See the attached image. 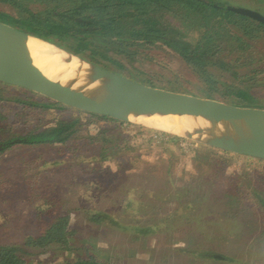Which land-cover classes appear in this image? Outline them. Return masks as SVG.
Listing matches in <instances>:
<instances>
[{
    "label": "rangeland",
    "instance_id": "obj_1",
    "mask_svg": "<svg viewBox=\"0 0 264 264\" xmlns=\"http://www.w3.org/2000/svg\"><path fill=\"white\" fill-rule=\"evenodd\" d=\"M214 1L264 16V0ZM8 8L0 3V11ZM258 38L250 49L253 59L264 55V37ZM45 40L64 48L55 39ZM87 40L109 63L122 67L118 70L110 64L109 70L144 84L204 98L211 97V82L221 90L245 84L234 78V69L228 66H216V61L204 73L160 44L134 45L96 36ZM228 58L237 67V77L255 69L256 62L247 69L245 59L234 64V57ZM246 84L263 87L264 81ZM221 94L211 99L225 102L219 100ZM0 97V124L9 125L0 131L4 135L43 129L57 118L69 116L36 108L49 102L14 88L0 87ZM13 98L27 99L30 108L11 101ZM107 117L126 125L125 130L112 128L106 134L107 140L117 139L108 145V154L98 142L89 144L98 130L91 127L89 137L83 132L63 145L18 147L0 157V243L27 251L20 254L24 264L75 261L79 252L64 251L59 245L39 251L25 247L28 238L37 237L42 228L36 221L34 198L49 192L64 201L70 230L83 238L94 236L100 263L233 264L201 256L214 252L234 264H259L261 260L255 256L259 254L252 248L264 245V161L179 138L170 141L175 137ZM104 153L110 156L106 162L101 159ZM45 163L49 166L42 168ZM88 211L105 214L109 222V217H115L116 224L96 227L85 216ZM122 228L131 232H120ZM246 248L256 254L250 256Z\"/></svg>",
    "mask_w": 264,
    "mask_h": 264
},
{
    "label": "trees",
    "instance_id": "obj_2",
    "mask_svg": "<svg viewBox=\"0 0 264 264\" xmlns=\"http://www.w3.org/2000/svg\"><path fill=\"white\" fill-rule=\"evenodd\" d=\"M0 3L9 7L8 11H0V22L43 39H55L67 51L106 69L110 64L118 70L122 67L116 62L109 63L110 59L94 48L87 37L127 40L134 45L160 44L174 51L192 68L204 73L217 61L219 65L215 63L216 66L234 69V78L245 81V84L238 83L233 89L221 90L211 82L214 88L208 91L210 98L221 92L219 100L225 99L227 104L264 107V85L255 87L246 84L264 81V55L253 59L250 52L258 42V37H264V25L238 13V7L214 0H0ZM261 30V36H256ZM231 56L235 59L234 64L245 59L247 69L256 62L255 69L251 68L248 73L237 77V67L229 62L232 58L229 60L228 57ZM0 87L12 89L3 84ZM11 101L29 106L27 99L13 98ZM36 108H47L69 116L57 118L48 127L32 132H11L6 135L0 132V157L18 147L63 145L75 141L83 132L89 137L91 127H97L98 130L96 135H91L89 144L98 142L107 153L108 145L117 139L112 137L107 140L106 134L112 128L125 130L126 126L104 115L68 109L51 102L37 104ZM7 125L5 121L1 122L0 131H6L9 128ZM101 159L106 162L110 156L104 153ZM47 166L49 164L45 163L42 168ZM34 200L36 221L41 223L42 228L37 237L28 238L25 247L39 251L59 245L64 251L79 252L74 262L65 261L61 264H106L99 262L94 236L83 238L78 231L69 229V212L63 208L64 201L52 197L49 192L38 195ZM85 214L96 227L111 228L112 223L116 224L115 217L107 215L111 218L109 222L105 214L98 211ZM120 232L131 231L122 228ZM22 253L28 252L0 243V264H24L20 256ZM201 256L217 262H228L229 259L214 252Z\"/></svg>",
    "mask_w": 264,
    "mask_h": 264
},
{
    "label": "water",
    "instance_id": "obj_3",
    "mask_svg": "<svg viewBox=\"0 0 264 264\" xmlns=\"http://www.w3.org/2000/svg\"><path fill=\"white\" fill-rule=\"evenodd\" d=\"M236 11L264 25V16L246 8ZM26 40L45 47L47 57L58 53L63 65H74L50 81L13 60L0 61V84L84 112L76 101L91 95L112 114L127 113L129 123L228 154L264 161V130L249 114L264 108L227 104L211 98L144 84L98 66L66 49L3 22ZM119 110V111H118ZM107 116H112L104 113ZM116 118V117H115ZM263 118L264 117H260ZM119 119V118H118Z\"/></svg>",
    "mask_w": 264,
    "mask_h": 264
},
{
    "label": "bare ground",
    "instance_id": "obj_4",
    "mask_svg": "<svg viewBox=\"0 0 264 264\" xmlns=\"http://www.w3.org/2000/svg\"><path fill=\"white\" fill-rule=\"evenodd\" d=\"M13 60L16 63L30 67L34 71V75L41 77L46 81L57 77L63 72H70L74 69V65H63L62 57L58 53L47 57L46 50L43 45L33 40H26L24 37L16 34L13 29L0 24V61ZM76 105L83 110L108 113L112 116L109 108L98 102L95 96L87 95L79 98ZM119 111V110H118ZM125 112H118L116 118L128 121L130 120ZM251 120L264 130V117L262 114H249Z\"/></svg>",
    "mask_w": 264,
    "mask_h": 264
},
{
    "label": "crops",
    "instance_id": "obj_5",
    "mask_svg": "<svg viewBox=\"0 0 264 264\" xmlns=\"http://www.w3.org/2000/svg\"><path fill=\"white\" fill-rule=\"evenodd\" d=\"M249 247L251 248L252 246H249ZM250 248H246L249 251V255L252 256V255L256 254L253 251L249 250ZM252 249H254L255 251H257V253L259 254V255H257V254L255 255L256 258L259 257V259L261 260L259 262V264H264V245L256 246V247H253ZM227 261L230 262V263L232 262L233 264L235 263V261L234 260H231V259H227ZM244 262H243V264H244ZM251 262H253V261H251Z\"/></svg>",
    "mask_w": 264,
    "mask_h": 264
}]
</instances>
